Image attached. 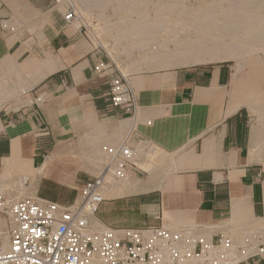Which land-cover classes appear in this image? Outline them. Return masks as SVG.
<instances>
[{
	"label": "crops",
	"instance_id": "obj_1",
	"mask_svg": "<svg viewBox=\"0 0 264 264\" xmlns=\"http://www.w3.org/2000/svg\"><path fill=\"white\" fill-rule=\"evenodd\" d=\"M38 2L49 20L46 49L27 50L20 40L0 33V74L6 75L8 89L41 88L47 94L40 105L25 102L32 94L11 99L0 111V182L11 185L14 176L31 174L27 190L33 181L35 197L70 207L80 185L94 178L104 161L100 152L121 143L134 123L150 144L139 158L149 170L130 171L124 185L107 189L108 201L93 220L99 229L168 223L196 224L207 231L211 224L230 219L234 198L249 199L258 215L264 171L251 149L249 109L237 108L231 95L228 65L138 75L144 80L138 93L135 89L139 108L133 122L123 113L106 112L109 81L96 76L101 57L87 48L91 45L82 32L66 26L60 5ZM14 106L19 108L14 111ZM43 129L48 136L41 138ZM58 138L75 142L69 143L70 151H84L85 163L67 168L50 162L54 150L49 151ZM118 191L121 195L114 197Z\"/></svg>",
	"mask_w": 264,
	"mask_h": 264
},
{
	"label": "built area",
	"instance_id": "obj_2",
	"mask_svg": "<svg viewBox=\"0 0 264 264\" xmlns=\"http://www.w3.org/2000/svg\"><path fill=\"white\" fill-rule=\"evenodd\" d=\"M63 2L66 26L80 22L72 0H51L54 7ZM0 29L16 32L9 21L1 22ZM94 72L109 81L106 112L123 113L134 122L139 99L131 77L109 57L100 59ZM35 94L32 104L45 102L47 94L41 88ZM45 133L43 129L41 138L48 136ZM149 146L133 123L119 145L104 148L102 172L80 185L70 207L37 197L14 199V192L0 184V264H264V236L259 233L243 243L222 233L206 240L192 228L172 231L163 223L145 228L106 227L99 232L91 229L99 208L108 201L107 189L123 182L130 171H143L138 161Z\"/></svg>",
	"mask_w": 264,
	"mask_h": 264
},
{
	"label": "bare ground",
	"instance_id": "obj_3",
	"mask_svg": "<svg viewBox=\"0 0 264 264\" xmlns=\"http://www.w3.org/2000/svg\"><path fill=\"white\" fill-rule=\"evenodd\" d=\"M111 1L113 2V0H104V2L100 3V7L103 8L109 5ZM114 1L118 2L117 12L129 13L131 11L133 12L135 9L138 10L140 5L148 4L152 0ZM236 1L234 3H236ZM72 2L75 5H79L83 8L89 5L88 0H72ZM11 3L14 6L17 5V9L19 8V4L17 2L11 1ZM238 3L239 5H237ZM237 4V6H232V8H223V10H219V7L216 8V6L219 5H215L214 3L213 5L215 6H211V8H208L205 11H202L201 8V12L199 11L194 13L193 17L195 19V26L197 28H200V31L203 32V38H206L210 30L213 32H220L217 36L213 37L215 42L211 46L204 45V40H202L203 38H199L200 40L198 39L199 41L192 43L191 46H184V43L177 42L175 49L171 50L169 48V44L176 43V34H171L168 37L167 35L163 36V33L167 31L168 27L174 25V21L163 15H158L155 18H150L145 13H142L140 18L135 21L129 18L123 19L117 26L115 42L117 45L127 42L124 49V53L127 55H131L135 51H139L141 53L142 57L139 62H134L129 66L130 68L136 69L137 71H142L144 66L151 65L159 66L158 68L162 66L164 68V66L188 65L190 63H207L221 59L227 61L234 60L236 62V66L235 73L232 76L233 81L231 95L238 101L237 108L241 106H248L251 108L262 107L264 106V91L260 89V84L264 79L260 82L261 78L259 76V78H257L256 75L258 74L257 72L260 70L262 65H264L260 56L261 52H259L261 50L264 51V0H245L243 3H241V6L240 1H237ZM248 5L251 7H249ZM59 8L60 10H64L65 5L61 3ZM217 13H220V15H218ZM44 18L48 19L47 16ZM181 22H184V20H182ZM193 23L194 22H192V24ZM78 24L81 23L76 22L74 24L75 28L81 29L82 25L78 27ZM16 26L17 25H15V27ZM107 31L108 33L112 31L108 23ZM161 36L165 37L166 39L162 40V42H158L157 39ZM225 37L229 38L228 42L227 40H224ZM98 44H101V42H98ZM75 59H77V56L74 58V60ZM245 67L249 68L248 73L244 72ZM53 70L54 69L48 71V73ZM253 73L257 74L254 75ZM132 80L133 86L138 93L140 84H142L144 79H142V77L139 78L138 76H133ZM1 87L2 84L0 83V88ZM5 90L7 91V89ZM76 92L77 91H73L71 95L75 94ZM258 114L261 124L260 127L262 130H264V112H260ZM1 130L3 131L4 128L0 123V131ZM258 140H256V138L253 139L251 149L254 155L262 156L264 150V142H259ZM66 142L67 140L58 138L57 147L52 153L50 162L62 164L67 168L79 164H84L87 160L86 153L83 151L78 155L74 149L73 151H70V144H67ZM82 147H84V142ZM43 168L45 167L43 166L42 169ZM125 183L126 180L123 181V183H117L116 186L118 187V185H124ZM1 184L4 187L9 186L4 181H1ZM23 186L24 184L22 185V187ZM23 195L24 194H20V197H22ZM120 195L121 193H119L118 191L113 196L117 197ZM72 200L70 201L72 202ZM251 203L249 199L234 198L230 219L208 226V230L205 231L208 232V240H211V231L218 232L222 230L229 231L228 233H232L230 235L232 237H234L235 234L241 235L239 237V240H241L243 243L251 234L259 233L264 236V217L257 219L254 216L253 206ZM191 226H194V230L200 229L199 225L192 224ZM91 229L97 232L102 231L99 229V224L95 221L91 222ZM169 229L172 231L175 230L172 228ZM251 230H253V232ZM236 259L240 258L237 257Z\"/></svg>",
	"mask_w": 264,
	"mask_h": 264
},
{
	"label": "rangeland",
	"instance_id": "obj_4",
	"mask_svg": "<svg viewBox=\"0 0 264 264\" xmlns=\"http://www.w3.org/2000/svg\"><path fill=\"white\" fill-rule=\"evenodd\" d=\"M11 1L17 2L19 4V8L17 9V5L14 6L11 3ZM46 1L48 3L51 2V0H46ZM235 1H230V0H152L148 4L140 5L138 10L135 9L133 12L131 11L128 13V12H117L118 2L114 1V0H113V2L111 1V3H109V5H107L103 8L100 7L101 6L100 3L104 2V0H88L89 5L84 7V8L79 6V5H76L79 12L82 14L81 15L79 13L80 18L82 17L81 18L82 21L80 20L81 24H78V27H80L82 25V34L84 35L86 40L91 45V47H87L88 49H90V50L96 49L95 51L98 53V56L101 57V60L106 61L108 57L111 58L114 61V63L119 67V69L123 73H125L126 75H129L131 77V79L133 78V76L143 75V74H147V73H159V72L171 71V70H175V69H183V68H191V67H199V66L209 67V66H219V65H228L230 67L231 73L234 74L236 62L234 60H228L227 61L224 59L216 60L213 62H207V63H197V64L190 63L188 65H175V66H166V67L164 66V68L162 66L160 68H158L159 66L151 65V66H144L142 71L141 70L137 71L136 69H132L129 66L134 62H139V60L142 57L141 53L139 51H135L131 55L125 54L124 49L126 47L127 42H124L122 44L117 45L115 42V37H116L115 35H116L117 26L125 18L126 19L129 18V19L135 21V20H138L140 18L142 13L147 14L148 17H150V18H155L158 15L159 16L163 15V16L170 18L171 20L174 21V25L173 26L169 25L170 27H168L167 31L165 33H163L164 34L163 36L167 35L168 37L171 34H174V35L176 34V43H170L169 48L171 50H174L177 42L178 43H184V46H191L192 43L197 42L201 38H203V36H202L203 32L200 31V28H197L195 26V19L193 17L194 13L199 12V11L201 12V10L205 11L208 8H211V6H215V5H219V6H216V8H218V7L220 8L219 10H223V8L224 9L232 8V6H235L237 4V1L238 2L240 1V6H241L242 5L241 3H243L245 0H237L236 3H234ZM214 3H215V5H213ZM223 3H224V6H223ZM62 4L65 5L64 10H60V8H58V9L60 10V12L62 11L61 13L64 14L67 10V7H66L65 2H63ZM38 5H39L38 0H0V15L2 16L0 18V25H1V22H3V21H9V23L11 25H13L14 27H15V25H17L15 27V29H16L15 33H8L7 31L1 30V29H0V33L10 36L12 38V40H20L23 43L25 49H27V50H33L35 48L46 49V47L48 45V38H47V33H46L47 28L46 27L48 26L49 21H46L48 19H46L44 17L47 16V18H48V15L43 13L39 9ZM160 5H162V6H160ZM237 5H239V3ZM249 7H251V6H249ZM249 11H251V10H249ZM217 14L220 15V13H217ZM190 17L192 18V20ZM174 18H175V20H174ZM181 18H183V19H181ZM176 19L179 21H177ZM180 20L181 21L184 20V22H181ZM190 21H191V23H190ZM16 22H17V24H16ZM192 22H194V23L192 24ZM107 23L112 30L110 32L111 34L108 33V31H107ZM72 29H73V33H75L76 31H80V29H76L74 25L72 26ZM218 33H220V32H217V31L213 32L210 30V32L207 35L208 37L206 36V38L202 39V40H204V45L211 46L215 42L213 37L217 36ZM164 39H166V38L161 36L157 39V41L162 42V40H164ZM224 40L225 41L227 40V42H228L229 38L225 37ZM98 42H101V44H98ZM209 42H211V43H209ZM207 43H209V44H207ZM119 52H120V54H119ZM259 52H261L260 56H261L262 61L264 63V51L261 50ZM244 72L248 73L249 68L245 67ZM257 73H253V74L254 75L257 74L256 77L257 78L260 77L261 78L260 82H261L264 79V65H262V67L260 68V70ZM132 82H133V80H132ZM0 83L2 84V87L0 88V104H1L0 105V111L4 108L6 102L10 101L11 99L21 100L20 94L23 91H27V90L31 89V88H27V87H20V88H15L13 90H9L8 89L9 82H8L5 74H0ZM5 89H7V91ZM260 89L262 91H264V80L260 84ZM37 90H38V88L35 90V92ZM35 92L32 93V94H34V96L36 95ZM32 99H33V97H29L26 99L25 102L27 104H30ZM45 99H47V96L45 97ZM18 108H19V106H14L11 109L16 111ZM248 109H249L250 116H251V125L250 126H251V130H252V141L255 138H256V140H258V138H259V140H258L259 142L260 141L264 142V130H262L260 127L261 124H260L259 114H258L260 112H264V106L255 107V108L248 107ZM66 143L68 144V143H75V142H71L70 139H67ZM118 143H120V141L116 142L114 145H108V146H116V145H118ZM53 146L55 149L57 146L56 141H55ZM54 149L52 148L49 151V155L52 153V151ZM100 153L103 155V151ZM263 159H264V150H263L262 156L255 158V163L260 164L261 168L264 171V162H263L264 160ZM138 163H139V167L142 170H145V171L149 170L148 166L141 165L139 161H138ZM103 164H104V161L100 164L99 168L94 173L95 177L99 176L100 173L102 172ZM57 171L63 172L62 170H57ZM61 175L63 177L68 176V174L65 172H63V174H61ZM30 178H32L31 174L25 175V177H23V178H20L19 175H16L11 179V181H10L11 185L4 187L1 184V182H0V184L6 190H11L14 192L12 194V197L14 199H19V198H23V197L35 198L33 191H32L34 188L33 181H31V184H30V186H31L30 191L27 190V182ZM23 184H24V186L22 187ZM258 189L260 190V193L264 194V172H263V177H262L260 184L258 186ZM20 194H24V195L22 197H20ZM263 199H264V195H263ZM263 199H262L263 203L261 202L259 205V213L256 216L257 219L264 217V200ZM98 215L99 216L102 215V212H100ZM166 221L169 222L168 220H166ZM165 226L167 228L169 227V228L175 229L173 231H178V230H182L185 228H193L194 229V226H189V227H177V226L174 227L173 226L172 227L168 223H166ZM100 230H103V229H100ZM195 231L198 232V234L200 236H202V237L204 236V238L206 240L209 239L208 232H205V230L200 231V229L199 230L196 229ZM251 231L253 232V230H251ZM228 232L229 231H223V230L218 231V232L211 231V235L213 236L214 234H219V233L229 234V235L232 234V233H228ZM240 236L241 235L235 234L234 238L239 239Z\"/></svg>",
	"mask_w": 264,
	"mask_h": 264
}]
</instances>
